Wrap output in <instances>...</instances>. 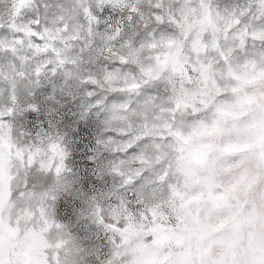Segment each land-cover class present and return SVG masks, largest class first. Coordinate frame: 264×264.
<instances>
[{
  "label": "snow or ice",
  "instance_id": "snow-or-ice-1",
  "mask_svg": "<svg viewBox=\"0 0 264 264\" xmlns=\"http://www.w3.org/2000/svg\"><path fill=\"white\" fill-rule=\"evenodd\" d=\"M0 264H264V0H0Z\"/></svg>",
  "mask_w": 264,
  "mask_h": 264
}]
</instances>
